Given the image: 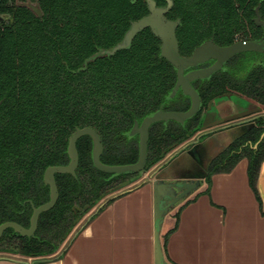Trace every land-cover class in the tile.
<instances>
[{
	"label": "trees",
	"instance_id": "trees-1",
	"mask_svg": "<svg viewBox=\"0 0 264 264\" xmlns=\"http://www.w3.org/2000/svg\"><path fill=\"white\" fill-rule=\"evenodd\" d=\"M259 3L264 15V0H174L168 16L182 19L178 37L185 50L213 33L219 41L232 40L246 22L253 23ZM147 12L146 0H0V224L30 225L33 204L50 199L44 172L70 161L69 137L77 127L93 126L100 132L102 161L125 164L138 159L139 141L126 132L135 119L173 102L166 95L175 76L172 65L160 56V39L146 28L130 48L87 65L85 61L117 44L132 21ZM257 93L254 97L264 103V92ZM213 96L203 97L208 102ZM200 129L197 118L185 125L154 124L146 169ZM263 132L261 116L247 134L210 160L207 183L213 174L228 172L248 157V175L255 186L264 159ZM77 147L76 175L56 174L59 198L41 213L35 235L7 228L0 253L56 254L103 198L140 177L96 168L90 136L81 137Z\"/></svg>",
	"mask_w": 264,
	"mask_h": 264
},
{
	"label": "crops",
	"instance_id": "crops-1",
	"mask_svg": "<svg viewBox=\"0 0 264 264\" xmlns=\"http://www.w3.org/2000/svg\"><path fill=\"white\" fill-rule=\"evenodd\" d=\"M225 133L210 143L206 161L221 150ZM176 154L154 173L168 178L194 169L190 159L176 164ZM248 166L243 157L232 170L213 174L165 215L161 241L167 264H264V159L255 186ZM154 229V186L145 177L96 205L56 254L0 253V264H155Z\"/></svg>",
	"mask_w": 264,
	"mask_h": 264
},
{
	"label": "flooded vegetation",
	"instance_id": "flooded-vegetation-1",
	"mask_svg": "<svg viewBox=\"0 0 264 264\" xmlns=\"http://www.w3.org/2000/svg\"><path fill=\"white\" fill-rule=\"evenodd\" d=\"M172 2H173L172 6L166 13V17H168L169 19H173V20L180 19V23L176 30V35L179 41V50L183 56H187V57L191 56L197 47H199L201 44L206 43V42H211L218 46H228L236 42H242V41L244 42L257 41V42L264 43V15L261 10V3H259L257 6H255V9H254L255 13L252 16L253 23L251 24V23L246 22L244 28L238 31L235 34V36L232 38V40L228 42L219 41L216 38L215 33H213L212 35L198 42L197 44L189 45L187 49L182 50L181 43L178 37V29L182 24V19L180 17H169L168 16V13L172 10L174 6V0H172ZM167 4H168V0H166L165 4L157 3L158 6H166ZM148 13H149V8L146 14ZM161 43H160V56L165 58L172 65L174 76H175L174 82L169 92L166 95V98L170 100L173 99L172 100L173 102L171 104L169 103L168 106L166 107H165V104L162 103L159 106V108L146 113L144 116H142L139 119H135L133 122V125L131 126V129L126 132L129 138L135 137L138 139L139 155H140L141 134L140 132L134 133L132 131L136 123H138V126L140 127L146 116L160 109L165 110V111H186L191 107V104H192V99L190 95H188L183 90L184 89L183 84L182 83L178 84V81H179L178 69L172 62H170L166 57H164L161 54ZM194 70H199V72L201 71L198 77H191V73ZM183 74L185 75V84L187 85V83H190L192 87L195 88L199 92V95L202 101L201 108L198 110V112L194 116L190 118H187V117L182 118V119L169 118V119L158 120L152 123L149 127V141H150L151 129L154 126V124L158 122H163L164 124L178 122V123H181L182 125H185L191 119L197 118L198 125L201 129L198 132H196L192 137H190L188 140H186L184 143L172 149L167 154L166 158L163 161H161L160 163H158L151 169L147 170L145 174H142L138 179L128 184L127 187L137 184L138 182L142 181L145 177L149 178L150 174L153 173L154 170L162 162H164L167 159V157L175 153H177L175 156V159H177L176 164H182V160L184 159H190L191 162H193L194 169L192 167L188 173L193 174V176L194 174H196L195 176L205 175V170L208 166V163L212 159L211 158L209 161H206L208 155L211 152V150H209L210 143L213 142V140L217 139L219 134H221L222 132H226L225 134L227 135V141L225 142V145H223V148L219 152H217L216 155H214L215 157L220 152L225 150L229 145H231L236 139H239L240 136L247 134L250 128H252L255 125L256 119L264 115V103H262L261 101H259L257 98L254 97V94H258L257 92H262V91L264 92V50L262 49H243L227 58H224L223 55H220V57H216L212 55H208V56L203 55L199 57L198 62L186 67L183 71ZM206 93H211L215 96H213L208 102H205L203 96ZM253 100L258 101L259 103H255ZM211 125L217 126L216 129H213V130L210 129L212 131H210L209 129H206V127L211 126ZM224 126H227V127H225L224 129H220L221 127H224ZM90 127H93V126H90ZM97 132L100 135V132L98 130ZM262 134H261L260 140L264 138V136L262 137ZM83 136H90V135H83ZM200 137H201V141L198 142V139ZM90 138L92 140L91 154H92V160H93L94 140L92 136H90ZM203 138L205 139L202 140ZM149 141H148V148H149ZM101 142L103 144V150H102V154H103L104 143H103L102 137H101ZM213 145L215 146L214 143ZM213 145H212V149H216V147H214ZM148 153H149V150H148ZM102 154H101V157H102ZM79 159H80V156H79ZM138 159H139V156H138ZM102 162L105 164H108L104 161ZM147 162H148V158H147ZM131 163H134V162H131ZM93 164H94V161H93ZM94 166L96 167L95 164ZM146 166H147V163H146ZM99 170L103 171L101 169ZM103 172L110 173L112 175H119V174H114V172H108V171H103ZM120 174H132L130 178L133 179V177L140 174V171L139 172H126V173H120ZM187 174H186V171L180 172L177 175H173L168 178L166 177V180L167 181L176 180V177H181L180 182H182V180H189V177H193V176H187ZM156 177H163L161 171L155 172V176L153 177V179ZM181 192L182 191H177V196ZM110 194H108L105 198H103L102 201L105 200ZM191 194L187 195L186 197L180 198L178 202H176V205L181 203ZM167 202H170V200H168ZM34 207H36V205L33 204V210H34ZM30 224H31V221H30ZM17 233L21 234L20 232H17ZM35 233L32 235H23V234L21 235L33 236L35 235Z\"/></svg>",
	"mask_w": 264,
	"mask_h": 264
},
{
	"label": "water",
	"instance_id": "water-1",
	"mask_svg": "<svg viewBox=\"0 0 264 264\" xmlns=\"http://www.w3.org/2000/svg\"><path fill=\"white\" fill-rule=\"evenodd\" d=\"M146 1L149 8V13L142 16L138 20L132 21L122 40L110 48L100 49L98 52L86 59L85 64L87 65L89 61L94 60L101 55H113L118 50L130 48L134 38L139 32L146 28H151L152 32L161 39V54L170 62H172L178 69V84L182 83L184 88L183 90L188 95H190L192 99L191 107L186 111H165L160 109L146 116L140 127L138 126V123H136L132 131L134 133L140 132L141 139L139 159L134 163H103L101 160L103 144L97 130L90 126L82 128L77 127L69 137L68 153L70 156V161L67 164L50 165L44 172V182L50 186L49 201L34 207L33 214L31 216V224L29 227H25L16 221H6L0 224V238L3 236L4 231L10 227L23 235H32L35 233L40 214L52 208L58 200L59 190L56 183V173L76 174V169L79 164L77 141L81 136L90 135L94 140L93 161L96 167L103 171L114 172V174L140 171L141 176L147 172L145 167L148 158L150 125L162 119H182L185 117L190 118L194 116L202 106L199 92L193 88L190 83H187V85L185 84V75L183 74L184 69L198 62L199 57L203 55H212L216 57L223 55L224 58H227L243 49L264 50V43L257 41L236 42L228 46H218L214 43L206 42L197 47L191 56H183L180 53L179 41L176 35V30L180 23V19L173 20L166 17V13L172 6V0H168V4L166 6H158L156 0ZM200 72L199 70H194L191 73V77H198ZM263 136L264 132L262 134V137ZM154 176L155 173L153 172L150 174L148 179H152L154 186L155 264H167L161 241V223L165 215L176 205V202H178L180 198L186 197L201 186L202 181L205 179V175L189 177V180H182V182H180L181 177H176V180L167 181L164 177H156L153 179ZM177 191L182 192L177 196ZM168 200H170V202H167Z\"/></svg>",
	"mask_w": 264,
	"mask_h": 264
},
{
	"label": "rangeland",
	"instance_id": "rangeland-1",
	"mask_svg": "<svg viewBox=\"0 0 264 264\" xmlns=\"http://www.w3.org/2000/svg\"><path fill=\"white\" fill-rule=\"evenodd\" d=\"M17 1L22 2V0H17ZM33 4H35V3H33ZM253 101H254L255 103H259V102L256 101V100H253ZM216 127H217V126H215V125H211V126L206 127V129H209V130L212 129V130H213V129H216ZM212 130H210V131H212ZM224 145H225V144H224ZM222 148H223V147H222ZM222 148H221V149H222ZM217 151H218V150H217ZM215 152H216V149H215V151H214L213 153H215ZM216 153H217V152H216ZM165 170H166V169H165Z\"/></svg>",
	"mask_w": 264,
	"mask_h": 264
}]
</instances>
